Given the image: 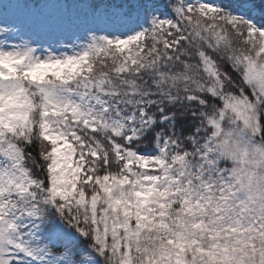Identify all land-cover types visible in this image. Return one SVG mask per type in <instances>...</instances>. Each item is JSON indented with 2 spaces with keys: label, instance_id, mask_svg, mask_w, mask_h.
<instances>
[{
  "label": "snow or ice",
  "instance_id": "snow-or-ice-1",
  "mask_svg": "<svg viewBox=\"0 0 264 264\" xmlns=\"http://www.w3.org/2000/svg\"><path fill=\"white\" fill-rule=\"evenodd\" d=\"M0 264H264V0H0Z\"/></svg>",
  "mask_w": 264,
  "mask_h": 264
},
{
  "label": "trees",
  "instance_id": "trees-1",
  "mask_svg": "<svg viewBox=\"0 0 264 264\" xmlns=\"http://www.w3.org/2000/svg\"><path fill=\"white\" fill-rule=\"evenodd\" d=\"M233 2H237V0H233Z\"/></svg>",
  "mask_w": 264,
  "mask_h": 264
}]
</instances>
